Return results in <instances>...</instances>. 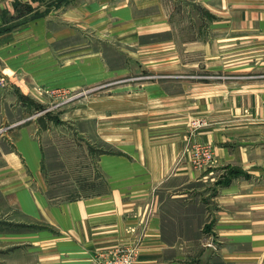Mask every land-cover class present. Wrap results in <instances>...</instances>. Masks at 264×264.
<instances>
[{
	"label": "crops",
	"instance_id": "0c3cea01",
	"mask_svg": "<svg viewBox=\"0 0 264 264\" xmlns=\"http://www.w3.org/2000/svg\"><path fill=\"white\" fill-rule=\"evenodd\" d=\"M217 1L216 14L207 0L208 24L225 46L222 61L208 65L234 78L204 96L224 106L222 120L192 136L213 151L196 169L179 158L181 128L135 126L133 84L114 80L128 68L106 57L123 54L121 43L134 52L142 2L0 0V74L8 77L0 83V264H104L111 250L132 245V264H264V0ZM158 12L148 20L167 30ZM74 75L78 88H101L84 118L113 147L97 153L89 174L79 171V181H91L84 191L72 187L76 178L55 179L56 151L59 169L71 173L66 148L28 121L39 90L70 87ZM146 86L143 99L160 87Z\"/></svg>",
	"mask_w": 264,
	"mask_h": 264
},
{
	"label": "rangeland",
	"instance_id": "374dc122",
	"mask_svg": "<svg viewBox=\"0 0 264 264\" xmlns=\"http://www.w3.org/2000/svg\"><path fill=\"white\" fill-rule=\"evenodd\" d=\"M130 1L161 2L147 8H142V3L140 6H135L136 18L143 16L144 20L136 21L135 46L131 49L134 52H130L132 55L127 54V48L121 43L119 45L125 49L123 54L106 56L112 66L128 68V72L117 75L114 80L126 79L133 84L131 90L136 94L134 124L144 128H181L183 142L179 158H188L192 168L208 166L213 161L212 148L192 139V136L208 121L222 120L223 102H207L204 96L222 94V80L234 78L233 75L229 78V75L222 70L209 69V63L222 61V50L225 46L223 39L216 36L218 33L216 31L213 33L209 29L208 19L213 15L210 7L212 2L207 0ZM213 3L218 8L214 13H221L222 4L217 0ZM158 8L160 13L163 10L167 15V30L159 31V22L152 23L148 20L150 15L159 13ZM90 33L94 34L88 30V35ZM89 39L88 37V43ZM210 51L217 53L219 51V53L209 57ZM1 76L6 77L7 74L1 73ZM75 82L78 81L74 75L71 76L70 87L55 86L47 91L39 90L37 109L35 108L36 110L30 114L28 121L37 120L43 130L44 141L53 140L66 148L64 154L70 161L68 166L71 173L64 174L59 169L60 164L58 166L55 161L58 153L56 151L52 158L58 172L55 179L71 182L76 178V181L71 182H74L72 187L84 191L91 186V181H79L77 179L81 175L79 171L89 174L95 168L97 153L103 149L111 151L113 147L96 131L95 119L84 118L86 111H91L90 108L93 107L96 91L101 88L94 86L78 88L74 85ZM122 83L125 82L119 84ZM147 83H156L160 87H153L154 91L149 98L143 99L142 95L148 89ZM205 147H209L212 151V159L209 163H204L202 150L199 149ZM127 247L134 248L132 251L135 259L137 245ZM214 249H217V246Z\"/></svg>",
	"mask_w": 264,
	"mask_h": 264
},
{
	"label": "built area",
	"instance_id": "2783aa9c",
	"mask_svg": "<svg viewBox=\"0 0 264 264\" xmlns=\"http://www.w3.org/2000/svg\"><path fill=\"white\" fill-rule=\"evenodd\" d=\"M7 80V76H1L0 77V83L4 82ZM202 150L203 153V161L204 163H209L212 159V151L209 147L205 148H199ZM132 229V228H131ZM133 231V229H132ZM207 245L216 247L215 243L213 241H209ZM134 248H130L127 246H123L120 248H117L115 250H111L107 255H109V259L106 263L104 264H131L133 259H134V252L132 251ZM127 251V252H125ZM94 264H101L99 262H95Z\"/></svg>",
	"mask_w": 264,
	"mask_h": 264
}]
</instances>
